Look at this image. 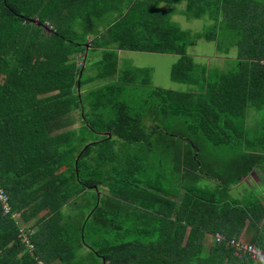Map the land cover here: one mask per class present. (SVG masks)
<instances>
[{
  "label": "trees",
  "instance_id": "16d2710c",
  "mask_svg": "<svg viewBox=\"0 0 264 264\" xmlns=\"http://www.w3.org/2000/svg\"><path fill=\"white\" fill-rule=\"evenodd\" d=\"M178 12L210 24L182 29ZM198 38L231 66L198 70ZM120 50L177 55L171 79L199 90L138 97L150 72L135 61L119 68ZM249 108L264 120V0H0V187L10 204L0 205V264H258L225 244L264 215L260 200L225 195L264 164V122L249 138ZM158 112L191 117L215 147L238 148L240 169L222 196L185 184L180 166L169 190L185 189L177 205L143 184L134 156L157 142V118H144ZM192 148L188 168L214 177ZM216 233L224 240L203 251Z\"/></svg>",
  "mask_w": 264,
  "mask_h": 264
},
{
  "label": "crops",
  "instance_id": "0c3cea01",
  "mask_svg": "<svg viewBox=\"0 0 264 264\" xmlns=\"http://www.w3.org/2000/svg\"><path fill=\"white\" fill-rule=\"evenodd\" d=\"M218 55H222V54H218L216 52L214 57L218 58ZM177 58L178 57L176 55V57H174L173 64L177 60ZM131 60L135 61V59H131ZM226 60H229V57H226ZM120 62L127 63V59L123 56V54L120 55V51H119L118 52V67H119ZM171 68H170V72H171ZM99 84H101V82L96 81V82L89 84L88 87L93 86V85L97 86ZM152 85L154 86V88H157V89L160 88L163 90L164 89L173 90L170 88H163V87L154 85L152 82L150 85H147V86H152ZM187 85H190L191 87H188L186 90H175V91H190V92L195 93L196 91L199 90V87L197 88L195 85H192V84H187ZM85 87H87V85ZM152 89L153 87L151 88V90ZM249 110H253V109L251 108L248 109L246 120H245V124L248 130L249 128L247 126V120L249 118L248 116L250 113ZM255 114L258 116L256 112ZM253 116L255 115L253 114ZM156 118H157L158 130L155 131L154 134H152V139L162 140L163 138L164 140H166L164 136H167L171 140V144L166 142V145L172 148L169 151L155 152V157H152L151 161L148 160V158L146 157L147 151L144 152V150H139L137 154L135 153L134 167L136 169L137 175L141 178L143 184L149 185L147 189L150 190V192L154 194H159V193L164 194V192H166L165 197L169 199L174 198L172 193L170 194L169 190L173 192L175 189V186H177L175 182L178 179V174H175V173L172 174L171 172L173 171H175L176 173L179 172L176 169V167L180 166V168L182 167L181 170H183L181 179L183 178L185 184L196 183L197 186H199L200 188L207 189V194L213 193L215 197L222 196L224 192L223 186L225 185V182L233 179L236 175L237 170L240 167V166L234 165V161L237 158L238 151H235L232 157L234 161L230 159L225 163V164H229V166L227 165L228 169H226L225 171L226 175L224 174L225 177L226 176L229 177L228 180L220 176L211 177L209 175H204L202 173L195 174L194 169L188 168L192 163L191 158H192L193 151H186L185 149L188 143L187 141L190 140V138L185 137V136H179L178 134H173V133H172L173 135L171 134L169 135L165 131L162 133L161 130L164 128L162 124L165 121H170V119L168 116H165L164 114L160 115L158 112L156 117L154 114H151L150 119L148 118V120H151L152 124L155 125ZM254 119L256 120V118ZM148 120L145 121V123H148ZM175 140L180 141V145L175 146V143H174ZM191 145L193 144L191 143ZM147 146L150 147V145L148 144ZM194 152L195 154L199 153V151H194ZM194 159H197V158L195 157ZM198 162L199 160L197 161V163ZM163 172H166L171 178L169 179V176H167V180H163V177H161L160 175ZM232 176L233 178H231ZM226 188L227 190L225 191L226 193L225 195H228L230 200H233L241 204H247V203H250L252 200L255 201L256 199H258L260 200L259 202L264 210V164H256L255 166L251 168L250 172L247 175L243 176L238 182L227 185ZM184 191H185L184 188H180V189L178 188L179 195L177 198H174L176 205L180 203V200H181L180 196L184 194ZM257 203L258 202L256 201L253 204H257ZM165 204H168V202H166ZM0 205L2 207L1 202H0ZM256 207L257 205L253 206L255 211L258 210L256 209ZM216 234H219L222 237V240L217 241L215 237ZM216 234H214V236L209 235V234L205 236V238L202 240V250L203 251L208 250V247L214 244V241L220 243L224 240V237L222 236V234L220 233H216ZM231 239H240L244 242L254 244L255 246H258L262 250H264V215L261 220L259 221L254 220L253 223H250V224L248 223L247 225H245L238 237L230 238L226 240V242ZM184 241H185V238H184ZM226 242L225 244H227ZM233 254L236 255L234 253V249H233Z\"/></svg>",
  "mask_w": 264,
  "mask_h": 264
},
{
  "label": "rangeland",
  "instance_id": "374dc122",
  "mask_svg": "<svg viewBox=\"0 0 264 264\" xmlns=\"http://www.w3.org/2000/svg\"><path fill=\"white\" fill-rule=\"evenodd\" d=\"M184 6L185 3L183 2L179 5H176V8L177 10H180L183 9ZM172 19L177 22L182 29H188L192 32H202L204 28L210 24V20L206 16H202L199 19L189 18L181 14L180 12L174 14L172 16ZM90 38L91 36L89 37V39ZM216 51L217 50L215 47V43L212 41H207L204 38H198L194 46L190 48V52L192 54L194 62L197 64L198 70L204 67L208 69L219 70L229 68L232 62L226 60V57L223 55H218V58H215L214 55ZM234 51L235 49H232L231 53H233ZM122 54L127 59V62H129V64L133 63L131 59H135L136 66L141 67L144 70V73L150 72L149 75L151 76V82L154 85L163 88H170L173 90H186L188 87H191L186 83L174 82L170 78V68L173 64L174 57H176L175 54L145 53L120 50V55ZM123 64V62H120L119 68H121ZM89 73H93L92 70H89ZM152 87L154 86L152 85L139 87L138 97L146 96V94L151 91ZM249 112L250 113L248 115L249 118L247 120V126L249 128L250 133L249 138H253L257 136V130L261 129L264 120L261 118L259 121V119L257 118L260 115L257 116L255 114V111L249 110ZM253 114L255 116H253ZM149 115L144 118V123L148 120ZM254 118H256V120ZM191 120V117H189V119H187L186 121L173 118L170 121H165L162 126H164V131L169 135L178 134L179 136H185L190 138L192 140L191 142L198 147L199 152L201 151L200 159L204 163L203 167L205 171L207 172L208 170L209 172L213 173L214 176H220L228 180L229 177H225L224 174L226 175L225 171L226 169H228L229 164L225 163L230 159L233 160L232 157L234 155V151H238V148L232 150L229 148L228 145H221L219 147H215L214 145H212L211 142H209V140L204 136V134L202 135L200 132L191 129L187 125V123L191 122ZM77 123L78 122L76 121V123L72 127H76L78 125ZM164 137L166 138V140L162 138V140H156L157 142L153 141L154 145L152 146V148L148 147L146 143L142 144L141 147H139L144 151H169L172 147H168L166 145V142L171 144V140L167 136ZM174 143L175 146L180 145V141L175 140ZM158 146L162 148V150L157 149ZM185 149L186 151L193 150L192 145L190 144H187ZM124 151L126 150L124 149ZM146 157L148 158V160L151 161L152 157H155V152H146ZM234 165H237L236 160L234 161ZM236 176L237 175H235L234 178L232 176L231 178L235 179ZM67 211L70 212V208H68ZM69 214H72V211Z\"/></svg>",
  "mask_w": 264,
  "mask_h": 264
},
{
  "label": "built area",
  "instance_id": "2783aa9c",
  "mask_svg": "<svg viewBox=\"0 0 264 264\" xmlns=\"http://www.w3.org/2000/svg\"><path fill=\"white\" fill-rule=\"evenodd\" d=\"M0 202L2 204L3 211L8 212L9 204L7 200V195L1 187H0ZM215 237L217 241L222 240V237L219 234H216ZM25 240H27L26 237ZM226 243L234 249V253L238 257L248 256L254 262H257L259 264H264V250L255 246L254 244L244 242L240 239H231Z\"/></svg>",
  "mask_w": 264,
  "mask_h": 264
}]
</instances>
